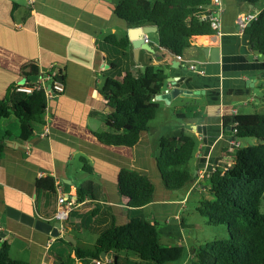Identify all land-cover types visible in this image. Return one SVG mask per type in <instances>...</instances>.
Segmentation results:
<instances>
[{"label":"crops","instance_id":"crops-1","mask_svg":"<svg viewBox=\"0 0 264 264\" xmlns=\"http://www.w3.org/2000/svg\"><path fill=\"white\" fill-rule=\"evenodd\" d=\"M116 1L0 0V99L8 94L13 83L22 80V68L28 63L38 68L55 65L65 84L64 91L47 98L46 133L40 128L28 140L21 141L16 137L17 124L16 132L7 126L5 134L0 128L4 134L0 152V240L9 242V254L14 240L21 241L16 249L21 246L27 251V258L21 259L28 264H56L52 252L61 248H54V236L7 214L6 206L53 222L57 191L36 188L35 183L46 176H52L56 184L60 182L62 192L75 199L79 186L91 184L88 193L94 197L86 195L71 212L79 231H73L76 227L72 217L61 222L60 227V233L68 232L82 245L80 218L92 207L101 216L95 219L97 225L106 221L110 213L117 224L127 221L128 197L118 192V172L122 167L140 170L154 184L152 200L140 211L151 221H158L161 241L184 245L186 222L180 212L186 206L187 192L206 191L208 187L201 180L206 182L214 165H229L235 149L242 147L233 127L224 126L223 117L264 108V55L250 49L244 31L238 30L236 18L238 12L260 10L263 0L261 3L222 0L220 28L216 33L194 37L181 53V66L172 64L175 54L159 45L157 31H152L154 36H150L152 32L147 34L152 49L141 47L135 54L130 41L127 54L118 56L117 48L104 42L109 33L117 36L127 33L129 25L114 11ZM207 46L219 47L218 58L210 59L204 52ZM104 49L113 50L111 53L121 67L133 71H141L147 64L163 65L175 82L167 81L160 93L172 85H184L181 68H188L186 80L191 82L186 86L195 94H177L171 99L156 96L157 111L173 106L177 117L167 132H157L158 123L150 121L131 146L98 140L96 133L104 128L100 115L110 110L100 88L113 71ZM190 63H195L199 70L190 69ZM122 74L115 77L120 80ZM239 104L245 110L240 111ZM181 107L192 109V114L185 115L179 111ZM182 132L195 138V150L188 165L196 178L188 183L182 196H171V189L161 179L156 156L161 136H178ZM80 156L89 160L91 172L82 168ZM75 157L79 165L74 163Z\"/></svg>","mask_w":264,"mask_h":264},{"label":"trees","instance_id":"trees-1","mask_svg":"<svg viewBox=\"0 0 264 264\" xmlns=\"http://www.w3.org/2000/svg\"><path fill=\"white\" fill-rule=\"evenodd\" d=\"M245 1L255 3L259 0ZM210 3L211 0H117L114 11L129 26L156 25L159 45L181 55L194 37L217 32L208 17H201L203 13H210ZM244 34L250 49L264 55V7L245 27ZM104 42L117 48L118 56L126 55L130 46L127 33L122 36L109 33ZM104 50L110 56L109 69L113 71L106 76L100 92L110 110L100 115L104 128L96 135L105 144L131 146L154 118L159 106L156 96L164 89L168 75L163 65L147 64L141 71L121 67L111 53L113 50ZM38 71L36 64L28 63L21 73L29 79ZM121 74L120 80L115 77ZM14 86L15 83L0 99V120L14 115L18 127L16 137L25 141L46 125L47 96L40 89L27 93L16 91ZM223 124L235 127L237 137H255L257 141L237 147L229 165L216 164L208 172L205 183L210 196L199 201L197 210L208 225L224 224L228 235L191 245L187 250L188 256L190 254L188 264H264V209H261L264 112L225 115ZM3 135L0 133V152ZM195 144V138L184 132L178 136L160 137L156 161L167 188H180L195 180L196 176L188 165ZM79 159L82 168L91 172L89 160L85 156ZM35 183L36 188L56 193L52 176L37 179ZM89 188L91 184L77 188L76 202L86 195L94 197L88 193ZM117 189L128 197L127 221L117 224L110 213L106 221L97 225L95 219L101 216L99 210L92 207L81 215L80 224L84 228L97 229L93 244L86 247L67 241L63 236L55 237L54 248H61L52 252L56 264H77L79 261H86V264H166L183 256L187 248L182 244L162 242L158 221H151L140 211L152 200L154 184L148 175L135 168L122 167L118 172ZM9 248L7 240H0V264H28L24 259L11 257ZM102 251L110 255L109 259L93 262V258H101Z\"/></svg>","mask_w":264,"mask_h":264},{"label":"rangeland","instance_id":"rangeland-1","mask_svg":"<svg viewBox=\"0 0 264 264\" xmlns=\"http://www.w3.org/2000/svg\"><path fill=\"white\" fill-rule=\"evenodd\" d=\"M262 0L259 1V3H261ZM155 33H150V36H154L152 35ZM193 46H191L190 48H193ZM186 49V48H185ZM143 69V68H142ZM160 106L163 107V103L162 101H159ZM241 104L238 105V107H240V111L245 110L244 108L242 109L240 106ZM183 106V105H182ZM199 108V107H197ZM173 106H171L168 110L165 109H159L156 113V117L155 119H151V122H156L158 123L157 126V132L158 131H165L167 132L169 130V128L173 127V122L176 120L175 118H177L176 116H174L173 112ZM179 111H182L183 113H185V115H190L192 114V109L190 108H186V107H181L179 109ZM254 112L257 113H261L264 112V108L262 109H254ZM171 113V114H170ZM173 114V115H172ZM11 120H14V124H10ZM149 121V122H150ZM148 122V123H149ZM16 118L14 115H10L8 117H4L0 120V128L1 131L3 133H6L5 130L8 126L9 130L12 132H16L17 128H16ZM164 133V132H162ZM238 140L241 142V146H245L248 143H253L257 141V138L255 137H238ZM157 149V148H156ZM75 164L80 163L77 159V157H75ZM79 165V164H78ZM77 165V166H78ZM76 166V165H75ZM79 176V175H77ZM202 183H205V180H201ZM189 187V184L181 187V188H176V189H171V196H179V195H183L184 192L187 190V188ZM183 193V194H182ZM205 196H210V193L208 190L206 191H197V190H190L187 192L186 194V206L183 208V210L180 212L181 213V217H183L184 221L186 222L185 228H184V245L187 248V246H193V245H199L201 243H204V241L208 238H215V237H227L228 233L226 231V226L224 224H218V225H208L207 223H205V218L198 212L197 210V205L199 204V201L205 197ZM150 207H148L149 209ZM143 208H140V210H142ZM146 209L144 212L146 213V211L148 210ZM261 209H264V193L261 199ZM146 215V214H145ZM148 216V215H147ZM73 218L72 220L74 228L76 227V230L74 229L73 231H79L78 226L79 224L75 221V218L72 216V213H70V215L64 219L63 221H69L70 218ZM149 217V216H148ZM80 232H81V236H80V243L83 246L86 247H90L92 245V241L93 239H95L96 234H97V229H89V228H84L82 227V225L80 224ZM77 234V233H76ZM162 241L164 242V239H162ZM176 243V241H174ZM174 242H170L169 244H174ZM17 244H22L21 241L19 240H14L13 242V250L10 252L11 256L13 257H19V258H25L26 257V253L27 251L25 249H22L21 246L19 247L20 249H16ZM56 244H54L55 246ZM188 252L187 249L185 251V253L183 254V256L176 261H171L168 262L166 264H188ZM27 258V257H26Z\"/></svg>","mask_w":264,"mask_h":264},{"label":"built area","instance_id":"built-area-1","mask_svg":"<svg viewBox=\"0 0 264 264\" xmlns=\"http://www.w3.org/2000/svg\"><path fill=\"white\" fill-rule=\"evenodd\" d=\"M222 7H223L222 0H211L209 6L210 13L208 15H205L204 13L201 15L202 18L208 17L211 21L212 27L216 28L217 31L220 28V12L222 10ZM263 7H264V0H263ZM258 12L259 10L238 12L236 15L238 30L243 32L245 27L250 23V21L256 18ZM145 40L148 41L147 38ZM177 56L178 59L181 58V55H177ZM189 68L193 70L198 69L195 63H190ZM64 87L65 84H64L62 72L59 70L58 67H56L53 64H50L39 68V71L35 77L29 79L23 77L22 80L15 82L14 89L16 91L27 92V93H31L33 90L36 89H43V92L46 94L47 98H49L52 96V90H54L56 93H60L64 91ZM46 131H47V126L45 125L42 131L43 134L46 133ZM233 131L234 132L236 131L235 127H233ZM56 191H57L56 194L57 208L53 218L58 219L60 222H63V220L66 219L74 209L75 207L74 205L76 204V199L73 198L71 195L62 192L60 182L56 184ZM107 259H109V257L93 258L92 261L96 263H101L106 261Z\"/></svg>","mask_w":264,"mask_h":264},{"label":"water","instance_id":"water-1","mask_svg":"<svg viewBox=\"0 0 264 264\" xmlns=\"http://www.w3.org/2000/svg\"><path fill=\"white\" fill-rule=\"evenodd\" d=\"M157 26L156 25H151V24H144V25H137V26H128L127 28V35L129 40L132 43V46L134 47L135 54L138 51L139 48H147V49H152L149 45V43L145 40L147 38V34L152 31H156ZM204 52L208 53V56L210 59H216L218 58V53H219V47L218 46H207L204 48ZM173 65H179L181 66V63L178 59V56L175 55V59L172 60ZM181 70L184 72V77L182 78V83L180 85H172L170 87H167L164 93H159L157 96L160 97H166L168 99H171L172 97L176 96L177 94H183V95H193L196 93V91L191 90L188 88L186 85L187 83L189 84L191 79L186 76L188 73V68L182 67ZM167 81H170L174 84V79L173 76H167ZM43 91V89H40ZM54 90H52V95H57ZM227 128H230L227 126ZM6 213L24 221L25 223L28 224H34L36 228L49 233L51 236L57 237V236H63V238L67 241H72L74 244H76L75 238L69 234L68 232H63L60 233V227H61V222L58 219H55L53 222H48L44 221L41 219H36L33 215H30L26 212H21L19 210H16L14 208H10L9 206H6ZM105 252L102 251L100 254L101 258H105ZM109 257V254H107Z\"/></svg>","mask_w":264,"mask_h":264}]
</instances>
